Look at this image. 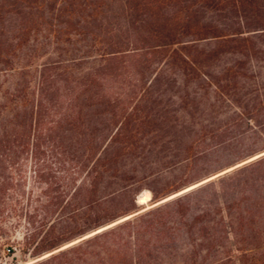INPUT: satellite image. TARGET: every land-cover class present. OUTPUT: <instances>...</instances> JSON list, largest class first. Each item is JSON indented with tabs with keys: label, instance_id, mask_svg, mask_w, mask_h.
<instances>
[{
	"label": "trees",
	"instance_id": "16d2710c",
	"mask_svg": "<svg viewBox=\"0 0 264 264\" xmlns=\"http://www.w3.org/2000/svg\"><path fill=\"white\" fill-rule=\"evenodd\" d=\"M261 152L264 0H0V264H264Z\"/></svg>",
	"mask_w": 264,
	"mask_h": 264
},
{
	"label": "rangeland",
	"instance_id": "374dc122",
	"mask_svg": "<svg viewBox=\"0 0 264 264\" xmlns=\"http://www.w3.org/2000/svg\"><path fill=\"white\" fill-rule=\"evenodd\" d=\"M263 154H264V152L256 154V155L252 156L251 158H249L248 160H244V161L237 163V164H235V165H233V166H231V167H229V168H227L221 172H218L217 174H215L214 176H212L208 179H214L217 176L224 174L230 170H233L234 168L241 166L242 164H245L249 161H252V160L256 159L257 157H259L260 155H263ZM193 186H195V185H193ZM150 196L152 197L151 192L149 190H144L138 197L139 201L143 202V204H139V205L141 207L149 206L151 203L150 202L151 198L149 199ZM17 239H21V233H19L17 235ZM13 251H14L13 254L10 256V255H8L9 254L8 250L6 248L3 249V251H2L3 252V260L1 261V264H31L34 261V259L32 257L26 256L22 253V251L20 250V246L17 245V243H14ZM230 264H232V263H230Z\"/></svg>",
	"mask_w": 264,
	"mask_h": 264
},
{
	"label": "water",
	"instance_id": "95a60500",
	"mask_svg": "<svg viewBox=\"0 0 264 264\" xmlns=\"http://www.w3.org/2000/svg\"><path fill=\"white\" fill-rule=\"evenodd\" d=\"M208 180H209V179H208ZM208 180H206V181H208ZM206 181H203V182H206ZM203 182H201L200 184H202ZM198 185H199V184H198ZM198 185H195V186H198ZM195 186H194V187H195ZM194 187H192V188H194ZM192 188L187 189V190H185V191H182V192H180V193H177V194H175V195H171V196H169V197L163 198V199L160 200V202L157 203V204H160V203L166 202V201H168V200H171L172 198H174V197H176V196H178V195H180V194H182V193H184V192H187V191L191 190ZM138 203L141 204L140 201H139V198H138ZM131 216H132V215H131ZM131 216H128V217H126V218L123 219V220H126V219L130 218ZM123 220H121V221H123ZM119 222H120V221H119ZM74 243H75V242H74ZM72 244H73V243H72ZM50 254H51V253H49V254H47V255L41 257V258L47 257V256L50 255ZM37 260H38V259H37ZM33 262H34V261H33Z\"/></svg>",
	"mask_w": 264,
	"mask_h": 264
},
{
	"label": "bare ground",
	"instance_id": "6f19581e",
	"mask_svg": "<svg viewBox=\"0 0 264 264\" xmlns=\"http://www.w3.org/2000/svg\"><path fill=\"white\" fill-rule=\"evenodd\" d=\"M192 187H194V186H192ZM192 187H190V188H192ZM190 188H188V189H190Z\"/></svg>",
	"mask_w": 264,
	"mask_h": 264
}]
</instances>
